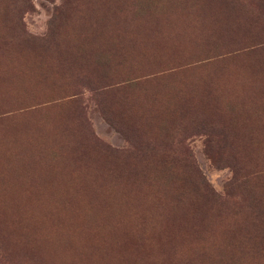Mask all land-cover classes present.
Instances as JSON below:
<instances>
[{
    "label": "rangeland",
    "instance_id": "obj_1",
    "mask_svg": "<svg viewBox=\"0 0 264 264\" xmlns=\"http://www.w3.org/2000/svg\"><path fill=\"white\" fill-rule=\"evenodd\" d=\"M0 264H264V0H0Z\"/></svg>",
    "mask_w": 264,
    "mask_h": 264
}]
</instances>
